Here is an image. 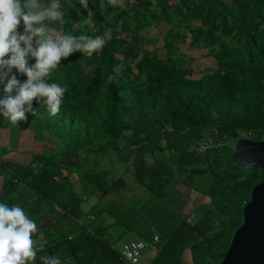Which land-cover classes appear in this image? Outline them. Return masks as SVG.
Wrapping results in <instances>:
<instances>
[{
	"label": "trees",
	"instance_id": "trees-1",
	"mask_svg": "<svg viewBox=\"0 0 264 264\" xmlns=\"http://www.w3.org/2000/svg\"><path fill=\"white\" fill-rule=\"evenodd\" d=\"M173 1L124 0L121 8L89 0L87 9L79 0L62 3L66 34L103 36L110 27L112 40L52 70L49 82L66 88L57 115L37 100L17 125L0 112V127L25 128L44 144L27 162L3 158L0 148V203L20 206L37 224L29 264H42L45 254L61 264H126L115 242L129 232L156 250L147 264H184L185 250L192 264L223 258L264 174L234 156L239 140L264 139V0ZM161 26L157 48L152 32ZM193 51L213 66L193 67ZM203 140L213 146L199 153ZM93 156L110 163L102 167ZM177 185L209 199L193 223L163 201Z\"/></svg>",
	"mask_w": 264,
	"mask_h": 264
},
{
	"label": "clouds",
	"instance_id": "clouds-1",
	"mask_svg": "<svg viewBox=\"0 0 264 264\" xmlns=\"http://www.w3.org/2000/svg\"><path fill=\"white\" fill-rule=\"evenodd\" d=\"M79 3L87 9L89 0H79ZM108 4L125 7L123 0H108ZM99 6L105 7L102 2ZM60 8V0L47 4L45 0H0V84H3L4 94L0 98V112L14 125L26 119L25 113L31 111L33 100L42 101L51 115H57L66 88L49 82L52 70L62 58L74 52L91 54L113 38L110 27L103 36L66 34V20ZM91 20L89 11L84 22ZM48 21L57 22L59 28L51 27ZM21 22L23 33L17 31ZM29 57L35 60L31 66L27 61ZM13 68L27 79L21 82L16 75H10ZM119 70L120 66L114 69ZM112 79L114 77L110 76L109 80ZM36 231V222L20 206L0 203V264L35 261L38 241L33 239V234ZM40 260L42 264H61L59 257L54 255L45 254Z\"/></svg>",
	"mask_w": 264,
	"mask_h": 264
},
{
	"label": "water",
	"instance_id": "water-1",
	"mask_svg": "<svg viewBox=\"0 0 264 264\" xmlns=\"http://www.w3.org/2000/svg\"><path fill=\"white\" fill-rule=\"evenodd\" d=\"M234 156L246 170L259 166L264 172V139L239 140ZM219 264H264V174L251 189L250 200L242 208V223Z\"/></svg>",
	"mask_w": 264,
	"mask_h": 264
},
{
	"label": "crops",
	"instance_id": "crops-1",
	"mask_svg": "<svg viewBox=\"0 0 264 264\" xmlns=\"http://www.w3.org/2000/svg\"><path fill=\"white\" fill-rule=\"evenodd\" d=\"M150 1L154 2V0H150ZM51 2L52 0H45L46 4ZM71 2L72 0H60V5L62 3H71ZM173 2L175 3V1ZM52 22L53 21H48L46 23H49L51 26ZM17 31L23 33L24 31L23 22H21V24L18 26ZM201 54L202 52H198L196 57L203 56ZM188 56H190V53H188ZM190 57L193 58L192 56ZM193 59L195 63L196 62L195 57ZM18 74L19 72L15 68H13L12 72L10 73V75H16V77L18 76ZM0 87L3 89V84H0ZM26 138L32 140L33 137L31 136V132L26 130L25 128H19L18 126H12L7 128L0 127V148L6 150V155H4L3 158L14 162H21L22 159H20V157L23 155H27L28 159L26 158V160L24 159V161L26 162L29 161L30 158L29 154L31 153L29 152V150L31 149L23 147L24 146L23 142H26L27 140ZM29 140H27V142H30ZM176 191H178L179 194L178 196L183 202L182 206H178V204H175L174 199L170 200L171 194L165 197L163 201L170 209L175 210L179 215L182 216L192 215L194 211H196L200 206L206 205L209 202V199L206 196L194 192L183 185L176 186L174 188V191H172V193L174 194ZM116 238H117V233H116ZM155 254L156 251L154 252V256ZM182 262L184 264H192V258L189 250L184 251L182 255Z\"/></svg>",
	"mask_w": 264,
	"mask_h": 264
},
{
	"label": "rangeland",
	"instance_id": "rangeland-1",
	"mask_svg": "<svg viewBox=\"0 0 264 264\" xmlns=\"http://www.w3.org/2000/svg\"><path fill=\"white\" fill-rule=\"evenodd\" d=\"M174 1H175V3L177 2V0H174ZM166 29H167V26H161L160 29H155V31L152 32V35L158 37V40L154 44V47L161 48V46L163 45V42H162V39H161L160 35L163 32H165ZM159 30H161L162 33H159ZM178 30L180 32H183L184 28H181V29H178ZM174 45L177 46V41L174 42ZM150 48H152V46H150ZM180 49H182L183 51L187 52L186 44L181 45ZM188 53H190V56H192L193 58L195 57L196 62L194 63L193 67H197L198 70H202L204 68H209V67L213 66L212 58L205 56V52H203L201 54V55H203L201 57H196L197 54H198V51H195V52L193 51V52H188ZM195 77H197V75ZM27 140H29V139H27ZM27 140H26V142H23L24 143L23 147L31 149V150H29V152H31V153L32 152L33 153H41L42 152L41 150L43 149L42 148V146L44 145L43 143L36 142L33 138H32V140H29L30 142H27ZM235 145H236V143H235ZM26 158L28 159L27 155H23V156L20 157V159H22L21 161H24V159L26 160ZM90 160L91 161H96L98 163V165H100L102 167H107L109 165V163H110V160L108 158L100 159L99 157H95V156H93ZM117 170L119 171L120 168H118ZM75 180H76V177L74 175L71 176V182L74 183ZM131 191H136L135 187H133L131 189ZM127 192H129V191H127ZM178 195H179L178 191H176L174 194L171 193V197L172 198L170 197V200L174 199L175 204H178V206H182L183 202H182V200L180 199V197ZM94 202H95V198L91 197V198H89L88 201H83L81 203V207L83 209H87L91 205H93ZM173 211H175V210H173ZM138 241H141L140 237L136 233L129 232V233L124 234L121 239H118L115 242V248L120 251V250H122L124 248V246L127 243H129V242H138ZM155 251L156 250L152 246H148V248L145 249L144 252L141 254V256L139 258V261H138V264H147L154 257V252Z\"/></svg>",
	"mask_w": 264,
	"mask_h": 264
},
{
	"label": "built area",
	"instance_id": "built-area-1",
	"mask_svg": "<svg viewBox=\"0 0 264 264\" xmlns=\"http://www.w3.org/2000/svg\"><path fill=\"white\" fill-rule=\"evenodd\" d=\"M213 143L210 140H203L198 144L197 151L204 153L208 148L212 147ZM189 223H193V216L189 215L187 218ZM153 241L157 242L158 237L154 236ZM148 244L144 241L130 242L124 246L121 250V258L126 264H138L139 258L145 249L148 248Z\"/></svg>",
	"mask_w": 264,
	"mask_h": 264
}]
</instances>
